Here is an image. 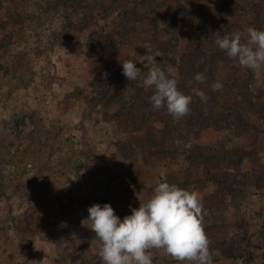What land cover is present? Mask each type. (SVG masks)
I'll list each match as a JSON object with an SVG mask.
<instances>
[{
  "label": "rangeland",
  "instance_id": "obj_1",
  "mask_svg": "<svg viewBox=\"0 0 264 264\" xmlns=\"http://www.w3.org/2000/svg\"><path fill=\"white\" fill-rule=\"evenodd\" d=\"M134 2L130 17L113 0H0V264H102L88 208L109 203L123 219L161 182L197 194L211 264H264V67L254 73L216 44L256 29L257 12L264 31V0ZM171 37L179 52L165 69L192 97L179 121L150 107L144 78L107 70ZM104 38L116 52L91 50ZM185 60L204 84L182 88ZM234 105L247 127L233 125ZM185 140L218 157L195 169ZM149 251L153 264H180Z\"/></svg>",
  "mask_w": 264,
  "mask_h": 264
},
{
  "label": "clouds",
  "instance_id": "obj_2",
  "mask_svg": "<svg viewBox=\"0 0 264 264\" xmlns=\"http://www.w3.org/2000/svg\"><path fill=\"white\" fill-rule=\"evenodd\" d=\"M243 41V42H242ZM227 56L238 60L242 67L259 73L264 67V31L249 28L247 33L235 32L216 41ZM154 66L142 73L131 60L121 64L122 75L128 81L144 76L143 84L154 90L150 97L152 108H166L174 121H179L190 112L191 96L178 90L177 81L170 78L173 69L163 70L151 57ZM199 84L205 76L194 77ZM215 82L212 91L222 89ZM196 94L202 102L207 96L203 91ZM139 208H131V215L121 219L109 203L94 204L88 208V222L94 234L92 242L99 245L102 264H153L149 250H162L180 264H211L209 241L202 227V203L195 192L181 189L167 182L158 183L147 202L143 193H136Z\"/></svg>",
  "mask_w": 264,
  "mask_h": 264
},
{
  "label": "trees",
  "instance_id": "obj_3",
  "mask_svg": "<svg viewBox=\"0 0 264 264\" xmlns=\"http://www.w3.org/2000/svg\"><path fill=\"white\" fill-rule=\"evenodd\" d=\"M114 1H115L116 6L119 9H124L125 7H128L127 10H129L130 12H128L126 14L127 16H130V17L136 16V13L139 11V6L134 2L135 0H113V2ZM132 5H133V7H132ZM0 6H1V3H0ZM256 23H257L256 29L262 31V19H261V14L259 12H257ZM175 24L172 25V27L164 25L163 26L164 29H162L161 32H164L165 35H169L172 32L171 29L175 26ZM84 29L85 28H83V30ZM202 31H204V33H207V31L204 28H201V30H199L198 32H195L194 34L195 35H201ZM107 38L109 39V37H107ZM107 38L100 39L97 42V44L95 45L96 46L95 49L93 47L91 50L97 55H99V53L102 52V50L107 51L109 53L110 52H116L115 51L116 47L110 46V43H113V45L116 46L115 43L111 40H108ZM178 43H179V41H177V37H171L170 39L165 41V47H163L162 51H158L157 53H155L154 50L152 49V47H151V49L145 48L142 50V53H141L142 55L140 58L131 57V58H128L124 61L110 62L107 70H111V69L114 70L116 72L117 76L119 77V81H125L127 79L124 75H122V66H121L122 63H124L127 60H131L137 64V67L141 68L142 73H146L147 71H149L154 66V64L148 62L147 58L151 57L156 63L159 64V66L163 70L166 71V69H165L166 62L172 61L173 56L179 52L178 51L179 50ZM153 44L154 43H152L151 45H153ZM195 63H196V61L185 60V69L183 66H181V72L180 73L183 77L182 88H184V89H187L190 87L192 88V86L194 84H197V83H195V79H194L195 75L198 73V71L195 68ZM11 70L12 69L7 68L5 71L11 73L12 72ZM141 78H144V76L141 75L135 81H128V80L127 81L130 84H137ZM105 92L109 93L107 85H105ZM153 93H154V90L152 89L151 96L153 95ZM73 96L75 98H78V99L84 98L87 101H92V99L94 100V98L86 95L83 91H78L77 93H74ZM250 106H252V105H250ZM150 107H152L151 104H150ZM231 110H232L231 114L234 116L237 113L236 105L232 106ZM187 115L184 116L183 118L187 117ZM242 121L243 120L241 119V116H239V114L238 115L236 114L235 115V121L234 122L232 121V122H233V125L235 127H237L238 129H242V128L247 127V125L244 123V121L243 122ZM175 140H177V139H175ZM190 142L191 141L185 140V142L182 143V146L183 145H186V146L185 147L180 146V148H181L180 150L182 151V148H183L182 152L186 153L190 157V159L192 160L191 161L192 166L195 169H196L198 162L200 160H202L201 162L206 163L209 160H212L213 158L218 157L216 147L201 148V147H197V146L192 145ZM209 176H210V173L208 171H206L205 175L201 179H199V181H204ZM101 202H103V201H101Z\"/></svg>",
  "mask_w": 264,
  "mask_h": 264
}]
</instances>
